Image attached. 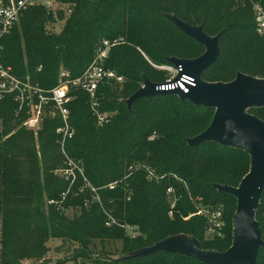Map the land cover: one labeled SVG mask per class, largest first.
<instances>
[{
    "label": "trees",
    "instance_id": "obj_1",
    "mask_svg": "<svg viewBox=\"0 0 264 264\" xmlns=\"http://www.w3.org/2000/svg\"><path fill=\"white\" fill-rule=\"evenodd\" d=\"M57 1L69 8L68 16L59 12L54 17L41 7L22 13L3 39V64L49 91L58 85L60 71L70 79L80 77L101 41L121 39L110 49L105 67L122 83L98 87V110L110 115L103 127L96 124L88 95L69 90L73 136L65 141V154L55 133L60 126L56 116L44 118L35 134L21 126L25 112L15 119L17 105L5 99L0 108V264L43 260L49 238L78 244L77 255L87 259L93 241L120 242L121 258L99 255L91 264H204L166 252L129 257L178 236L195 239L202 250L226 252L233 240L236 200L217 186L238 187L250 169L248 155L214 143L188 146L210 125L212 109L176 95L141 98L130 108L126 101L144 79L155 86L166 82V73L155 66L204 54V47L170 17L200 27L208 37L219 36L218 58L202 73L203 82L229 83L239 73L263 79L264 35L256 33L254 6L264 9V0ZM57 22L62 23L59 30L50 28ZM247 113L264 122V107ZM68 160L82 174L75 170L74 190L64 196L61 211L47 203L60 200L69 188L55 175ZM201 207L221 212L220 237L208 232L206 214L196 215L205 211ZM68 208L78 214L68 218ZM255 219L264 243V193ZM256 264H264V245Z\"/></svg>",
    "mask_w": 264,
    "mask_h": 264
},
{
    "label": "water",
    "instance_id": "obj_2",
    "mask_svg": "<svg viewBox=\"0 0 264 264\" xmlns=\"http://www.w3.org/2000/svg\"><path fill=\"white\" fill-rule=\"evenodd\" d=\"M170 20L205 49L204 54L194 60L169 59L170 64L180 69L172 82L177 83L185 76L193 80V85H186V94L178 89L157 91L155 85L144 79L142 88L126 101L127 107L130 108L133 102L141 98L176 95L180 100H187L198 108L212 109L214 115L210 125L204 132L189 139L188 146L214 143L223 148L238 149L248 155L250 169L238 187L217 186L218 192L230 195L236 200L233 240L226 252L205 251L195 239L178 236L129 257L166 252L189 257L204 264H256L259 250L264 245L259 224L255 219L264 193V122L247 112L264 107V78L239 73L229 83L203 82L202 73L218 58L219 36L211 38L200 27L188 26L174 17H170Z\"/></svg>",
    "mask_w": 264,
    "mask_h": 264
},
{
    "label": "built area",
    "instance_id": "obj_3",
    "mask_svg": "<svg viewBox=\"0 0 264 264\" xmlns=\"http://www.w3.org/2000/svg\"><path fill=\"white\" fill-rule=\"evenodd\" d=\"M34 7H41L47 13H52L54 17L59 12H63L65 16H68L71 12L66 5L57 0H0V108L7 97L11 99L17 105L14 113L15 119L18 120L21 114L25 112L27 116L23 121V126L34 133L40 129L44 119L43 110L45 108H52L54 111L52 117L56 116L60 120V126L56 129L55 133L59 137L58 143L61 151L65 154L63 150L65 141L71 139L73 136V129L69 122L68 104L71 101L69 90L73 88L84 91L89 97L90 106L96 117L97 126L103 127L107 125L110 122V115L99 112L96 94L98 87L103 83H122L120 77L105 67V61L110 49L122 44L123 41L121 39L101 41L95 49L92 62L80 77L70 79V74L67 71H60L58 85L49 91L42 90L38 84L30 82L28 79H20L14 75L11 68L5 66L2 62L3 39L11 33L22 13ZM254 16L256 33L259 36H263L264 9L259 5H255ZM155 68L164 71L167 75L166 82L156 86L157 91H174L178 89L186 94L188 92L186 85H193V80L185 76L179 82L173 83L172 81L178 75L180 69L172 64L155 66ZM67 166L73 168L72 171L77 170L80 175L82 174L81 169L70 160L67 161ZM71 177L76 178L73 174ZM113 186L114 184L110 185L109 188L112 189ZM48 203L51 204L52 202L50 201ZM210 213L213 214L210 216L205 211L200 210L197 214H206L210 220L208 232L210 233L212 231L217 236H220L219 231L222 227L221 212Z\"/></svg>",
    "mask_w": 264,
    "mask_h": 264
},
{
    "label": "rangeland",
    "instance_id": "obj_4",
    "mask_svg": "<svg viewBox=\"0 0 264 264\" xmlns=\"http://www.w3.org/2000/svg\"><path fill=\"white\" fill-rule=\"evenodd\" d=\"M62 23L57 22L56 25H54L52 28L53 30H59L61 28ZM53 109L52 108H45L43 110V116L44 118H50L53 115ZM27 116V115H25ZM43 121L41 123L40 129L35 132V134L38 133L42 129ZM23 126V123L21 125ZM1 124H0V131H1ZM66 165V163H65ZM73 168H69L67 165L66 167H59L55 171V175L58 178L64 179L69 183V188L67 191L61 196V199L58 201H51L55 207H57L59 210L63 211L64 207L62 206L63 202L65 201L64 197L68 193L73 191L74 189H71L73 183L76 182L77 180V175L75 173V170L72 171ZM75 175L76 178L71 177V175ZM71 177V178H70ZM78 193L80 191L78 190ZM52 203H47V205H52ZM62 208V209H61ZM204 209V207H201ZM207 215H212L207 209H204ZM65 211V210H64ZM78 214V209L74 208H68L66 209V216L68 218H72L74 215ZM198 215V214H196ZM129 233L130 229L127 231ZM0 234H1V224H0ZM210 234H214V232H210ZM208 237V235H207ZM218 237H220L218 235ZM46 246L48 248V253L44 257L43 260L41 261H26L23 262L22 264H91L92 260L95 258V256L99 255H107L110 258L116 259V258H121L123 254L121 253V244L120 242H112V241H106L103 244H101L99 241H93L90 245V251L92 256L90 259L88 258H82L79 255H77V249L80 248L78 244L75 243H70V242H62L61 240L58 239H53L49 238L46 241Z\"/></svg>",
    "mask_w": 264,
    "mask_h": 264
}]
</instances>
